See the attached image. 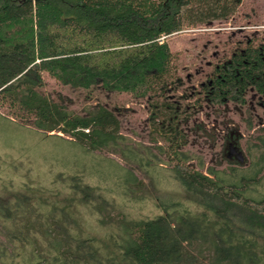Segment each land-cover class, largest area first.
Instances as JSON below:
<instances>
[{
  "label": "trees",
  "instance_id": "obj_1",
  "mask_svg": "<svg viewBox=\"0 0 264 264\" xmlns=\"http://www.w3.org/2000/svg\"><path fill=\"white\" fill-rule=\"evenodd\" d=\"M241 1L0 0V117L136 159L149 182L162 154L179 188L177 199L156 194L161 209L154 215L116 211L110 218L118 230L101 249L96 237L77 229L67 209L72 197L49 202L30 184L0 180V264H264V194L248 196L249 179H225L224 169L213 166L202 171L180 149L187 131H204L195 115L208 106L253 99L264 111V34L236 38L207 58L204 46L184 74L181 52L166 38L229 19ZM45 76L87 100L97 91L141 99L156 148L134 147L122 134L124 104L99 95L75 113L45 89ZM117 166L122 197L143 192L148 180ZM97 189L82 181L79 201L96 200L105 220L109 203Z\"/></svg>",
  "mask_w": 264,
  "mask_h": 264
},
{
  "label": "rangeland",
  "instance_id": "obj_2",
  "mask_svg": "<svg viewBox=\"0 0 264 264\" xmlns=\"http://www.w3.org/2000/svg\"><path fill=\"white\" fill-rule=\"evenodd\" d=\"M263 34L264 0H242L231 18L185 27L166 38L181 52L184 74V71L189 72L194 68L201 58H196V54L204 46L207 51L202 55L207 58L212 49L228 47L236 38ZM45 81V89L58 93L75 113H82L86 107L93 106L99 95L124 104L122 134L132 139L134 147L141 144L152 151L156 148L149 138V124L141 99L126 93L97 91L93 98L87 100L79 95L78 90L62 85L51 77L45 76ZM252 101L247 105L229 103L206 107L195 115L196 121L205 125L204 131H187L186 144L180 149L187 152L192 163L202 171L213 166L224 169L221 175L225 179L233 180L240 176L249 179L251 182L245 190L246 194L258 198L264 194V111ZM228 141L242 153V160L234 152L227 156ZM159 156V159H154L158 163V170H148L149 182L138 168L136 159H122L105 149L90 151L65 136L45 135L29 126L0 117V180L12 181L16 185L30 184L37 188L33 191L37 198H45L49 202L72 197V205L67 209L78 219L77 229L85 235L96 237L101 249V243L108 233L118 230V223L110 218L116 211L138 219L160 211L156 194L177 199L179 188L166 170L169 162L162 154ZM199 158L200 163L197 161ZM125 164L132 167L138 177L148 180L143 192L136 191L135 195H128L127 198L122 197L125 187L120 186L122 169L117 166ZM81 180L97 186L99 189L96 191L107 198L109 205L105 220L93 204L96 200L92 199L89 203L79 201ZM73 229L76 230L74 226Z\"/></svg>",
  "mask_w": 264,
  "mask_h": 264
},
{
  "label": "flooded vegetation",
  "instance_id": "obj_3",
  "mask_svg": "<svg viewBox=\"0 0 264 264\" xmlns=\"http://www.w3.org/2000/svg\"><path fill=\"white\" fill-rule=\"evenodd\" d=\"M251 103H255V102L252 101ZM226 147H227V150H228V151H227V156H229L231 152H234L235 155L239 152L238 150H236L237 148H236V146H234V145L232 144V142H229V141H228Z\"/></svg>",
  "mask_w": 264,
  "mask_h": 264
},
{
  "label": "water",
  "instance_id": "obj_4",
  "mask_svg": "<svg viewBox=\"0 0 264 264\" xmlns=\"http://www.w3.org/2000/svg\"><path fill=\"white\" fill-rule=\"evenodd\" d=\"M239 160L243 159V155L242 153L239 151L236 155H235Z\"/></svg>",
  "mask_w": 264,
  "mask_h": 264
}]
</instances>
